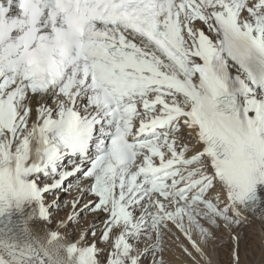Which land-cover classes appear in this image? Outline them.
<instances>
[{"label": "snow or ice", "instance_id": "obj_1", "mask_svg": "<svg viewBox=\"0 0 264 264\" xmlns=\"http://www.w3.org/2000/svg\"><path fill=\"white\" fill-rule=\"evenodd\" d=\"M256 220L264 264V0H0V264H241Z\"/></svg>", "mask_w": 264, "mask_h": 264}, {"label": "bare ground", "instance_id": "obj_2", "mask_svg": "<svg viewBox=\"0 0 264 264\" xmlns=\"http://www.w3.org/2000/svg\"><path fill=\"white\" fill-rule=\"evenodd\" d=\"M67 194L70 195L68 197V201H71L73 199V197H75L77 195V192H70V193H67ZM61 201H62V199H61ZM61 204H63V202H61ZM67 209L68 210L66 212L65 211L64 212L61 211L58 216L63 217L68 211H70V207L67 208ZM89 220H91V216L85 221L84 224H87V222ZM69 231H71V228L69 229ZM244 231L247 232L246 241H249L248 243H250L251 246L253 248H255V252L252 253V254L245 255V258H244L245 251H243V255H241V264H257V262L260 260L261 225H260L259 221L258 220L254 221L252 226L250 228L245 229ZM244 231H243V234H244ZM249 239H252V241L249 240ZM256 242L259 243V245H257ZM244 244H245V241L242 239V242H241V247L242 248L244 247ZM233 246H234V243H233L232 247ZM217 250L219 251V249H217ZM221 252H222V250L220 251V255L223 257V260H224V258L226 259L227 255L222 254ZM165 255H166V259L170 260L172 262V264H192L191 261H181V260H179L177 254L166 253ZM220 255H218V258L216 257L215 254L213 255L212 264H231L230 257H228L229 262L224 260L221 263V261H219V256Z\"/></svg>", "mask_w": 264, "mask_h": 264}, {"label": "rangeland", "instance_id": "obj_3", "mask_svg": "<svg viewBox=\"0 0 264 264\" xmlns=\"http://www.w3.org/2000/svg\"><path fill=\"white\" fill-rule=\"evenodd\" d=\"M62 198H63V199H62L61 202L68 201V195H64ZM67 210H68V209H63V208H62L61 211H63V212L65 211V212H66ZM61 211H59V213H60ZM59 213H58V215H59ZM89 217H90V215H89L88 213H81L80 220H81L82 223H85V221H86ZM71 230H72V229H71ZM237 231H238V230H237ZM245 232H246V231H244V234L242 233V235H243V237H244V239H243L244 241H246V239H247V232H246V233H245ZM249 240L252 241V239H249ZM241 242H242V241H241ZM247 242H249V241H247ZM233 243H234V242H232V241L229 240L227 233H224V234H223V241H222V244L220 243V245L217 246V247L215 248V250H210L211 260H212L214 254H215L216 257L218 258V255H220V251L222 250L221 253L227 255V258H226V259L224 258V260L227 261V262H229L228 257H230V251H231V249H232V245H233ZM256 244L259 245V243H257V242H256ZM217 249H219V251H218ZM243 251H244V247H243V248L241 247V255H243ZM245 255H246V254H244V258H245ZM152 260H153V257H152L151 255H149V256H147V257L145 258V262H144V264H152ZM224 260H223V257L220 255V256H219V261H221V263H222Z\"/></svg>", "mask_w": 264, "mask_h": 264}]
</instances>
